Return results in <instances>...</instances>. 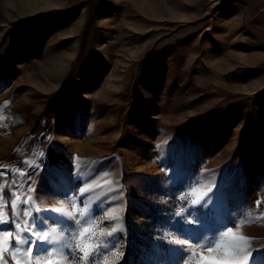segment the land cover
Segmentation results:
<instances>
[{"label": "rangeland", "instance_id": "374dc122", "mask_svg": "<svg viewBox=\"0 0 264 264\" xmlns=\"http://www.w3.org/2000/svg\"><path fill=\"white\" fill-rule=\"evenodd\" d=\"M5 166L6 216L26 171L37 206L78 211L83 201L97 217L50 224L55 246L39 259L17 251L20 264H70L59 249L73 237L85 264L112 216L123 231L98 264H207L216 253L198 236L230 216L246 221L237 236L256 238L237 242L247 264L264 250V0H0Z\"/></svg>", "mask_w": 264, "mask_h": 264}, {"label": "snow or ice", "instance_id": "6c2138e0", "mask_svg": "<svg viewBox=\"0 0 264 264\" xmlns=\"http://www.w3.org/2000/svg\"><path fill=\"white\" fill-rule=\"evenodd\" d=\"M45 154L40 153L43 157ZM29 167L39 168V164H30ZM59 170L58 165H49L46 171L50 172L52 175V183L55 184L57 180V172ZM8 167L5 166L3 171H0V177H6L8 174ZM15 171V170H13ZM30 173L24 171L19 172L20 182L13 180L11 183L13 185L14 191H20L23 195V199L17 197L19 204L15 201L10 203V216L2 210L0 206V264H20L14 255L17 251L31 252L33 248L37 250L38 254H33L34 259H39L41 255L47 252V247H54L55 245L49 239V225H54L58 227L59 225H69V221H73L77 226H83L86 224L95 223L97 217L92 215V208L88 204L80 201V210H74L75 204H73V210H65L62 208H48L37 206L36 201L40 199L36 195V189L32 184H28L25 188V177L30 178ZM7 183V180H5ZM106 183L111 184V181H106ZM14 193H9V197L5 198L3 193L0 192V199H5L7 203L10 200L11 195ZM80 196L85 195V189H79ZM223 193L217 189V192L213 193L211 196H206L202 200L200 207L205 208L210 201H213V197L219 200ZM29 201H32L29 204ZM69 198L67 193H65V203H68ZM257 207H259L260 201L256 202ZM87 209V212L84 211ZM41 213H52V215H41ZM264 216V213H261ZM91 217V219H89ZM121 218L118 216H112L109 221V228L106 230L104 221L101 220L98 227L101 232L106 234L100 238L95 250L89 252L85 251L84 255L87 257L85 264H98L97 256L100 249L108 248L109 241L115 238L118 232L123 231L122 225L112 224V221H119ZM246 221L244 219L236 220L234 217H228L226 221L220 222L216 227L211 229V235L205 236L201 233L198 236L197 242L200 243L202 248L207 249L209 253H216L214 255L203 256L202 260L207 262V264H245V261L240 258V253L244 250L237 243L238 241H246L249 248H251L252 243L255 241V237H250L247 235H236V231L240 230L241 225ZM21 223L24 227L21 228ZM226 229V231H225ZM19 230V231H18ZM53 231L56 228L52 229ZM87 232L88 228H84ZM78 228L76 230V235H80ZM222 236H228L227 241H222ZM12 238V239H9ZM75 237H73V242H65L63 246L59 249V254L63 255L66 260L70 259V264H81V260L75 255V248L78 245L74 242ZM27 245L26 249H21L19 246ZM7 245V247H5ZM115 249V245L112 246ZM223 249V251H220ZM178 252L186 253L192 255L190 249H177ZM5 253L9 255L5 256ZM107 253H105L106 255ZM123 255V252H120ZM51 264V262H50ZM247 264H264V250L252 249L249 253V259Z\"/></svg>", "mask_w": 264, "mask_h": 264}]
</instances>
